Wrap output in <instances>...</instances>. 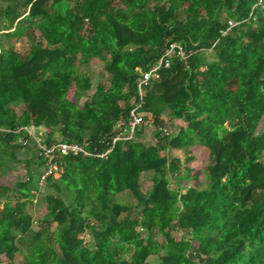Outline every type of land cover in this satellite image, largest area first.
I'll list each match as a JSON object with an SVG mask.
<instances>
[{"label": "trees", "instance_id": "trees-1", "mask_svg": "<svg viewBox=\"0 0 264 264\" xmlns=\"http://www.w3.org/2000/svg\"><path fill=\"white\" fill-rule=\"evenodd\" d=\"M174 42L188 65L171 56L141 97L138 72ZM141 100L154 142L142 127L114 142ZM263 118L264 0H0V177L17 164L27 174L0 184V264H18L30 234L22 264H264ZM60 142L91 155L60 158L35 231L40 145ZM194 146L208 152L198 168Z\"/></svg>", "mask_w": 264, "mask_h": 264}, {"label": "rangeland", "instance_id": "rangeland-1", "mask_svg": "<svg viewBox=\"0 0 264 264\" xmlns=\"http://www.w3.org/2000/svg\"><path fill=\"white\" fill-rule=\"evenodd\" d=\"M184 16L183 14L180 15V19H182ZM228 18V15L225 13V11H222L219 15V19L221 21H225ZM15 43V47L16 50L19 51L21 54L25 55L29 49V43L27 42L26 38H23L19 41H14ZM102 63L100 61H94L89 67L88 69L91 71V73L93 74V76L96 78L98 76H101V74L103 75V79L105 77H107L108 75L103 71L102 68ZM141 73V72H140ZM102 77L100 78V80H102ZM18 110V109H17ZM160 119L162 120L161 122L164 123L165 128H167V130H174V123L173 121L168 120V117L166 115H162L160 117ZM260 127H258L257 132L264 130V118L263 121L259 124ZM142 130L144 131L143 133V137L141 136L140 139H142V141L149 145L151 143L154 142V134L156 132L155 130V125L154 123L150 126L145 125L144 127H142ZM136 135V134H135ZM134 139V138H133ZM193 156L196 157V163L192 162L190 163L191 167H196L198 168L200 165H198L197 163H204L205 160L208 158V152L206 150H202L200 148H197L196 146H194L193 148ZM175 155L181 157L183 165H187L189 161H187L185 159V155L183 151H175ZM59 177H56L55 179H57ZM27 179V174H26V169L24 168V166L22 164H17L14 165V167L5 173V175L3 177H0V184H4V185H8V186H13L14 183H16L17 181H22V180H26ZM34 182V181H32ZM37 183V182H36ZM35 183V184H36ZM34 184V183H33ZM47 183H45L44 185H39V183H37L38 187H39V191L37 196L33 199L32 204H28L27 207V212L32 215V217L34 218L35 222H34V226H33V230H38L39 229V224H40V219L42 217H44L45 213H46V195L48 193H51L52 190H50L47 186ZM151 186V180L148 176H146V178L143 181V191H146L149 187ZM65 196V194H64ZM63 196V197H64ZM121 201H125L128 204H134L136 203V199L135 197L130 193V192H123L121 194H119L117 196ZM65 198H67V195L65 196ZM67 200V199H66ZM10 202L12 204H14V200H10ZM2 204H4V202L2 201L0 203V210L3 209ZM177 232H173V235H176ZM31 234L28 235L26 238H20L21 240L19 241V246L21 248L19 254L16 255L15 257V262L18 264H22L24 263V256L28 253V249L30 248L31 244ZM87 239L90 241V237L87 236ZM161 240H163L164 238H162V236L160 237ZM156 256H152L151 259L154 260Z\"/></svg>", "mask_w": 264, "mask_h": 264}, {"label": "built area", "instance_id": "built-area-1", "mask_svg": "<svg viewBox=\"0 0 264 264\" xmlns=\"http://www.w3.org/2000/svg\"><path fill=\"white\" fill-rule=\"evenodd\" d=\"M228 28L226 31L223 32V35H226L227 32L236 25L233 20H228ZM178 55L179 58L188 65V53L184 49V47L174 42L170 45V47L165 52L163 57H160V60L157 64L153 65L150 69L146 71H140V80L138 83L139 94L141 97L144 95V86L148 85L152 81H157L160 78L159 70L163 66L165 68L170 67V57L173 55ZM142 100L136 106L134 110L130 113V121L128 123L127 128H125V123L120 121L117 124L116 131L118 132L117 136L114 138V142L121 139H133L135 138V134L141 127L145 125H152L153 124V116L150 113H143L139 111V108L142 106ZM31 132V131H30ZM29 132V133H30ZM42 149V154L48 159L47 167L45 168L43 174L40 176L39 185H44L47 183L49 177H60L63 173L62 162L60 158L62 156L68 155H84L88 156L91 155L81 144L78 142H60L58 144H52L51 147L40 145ZM111 150V149H110ZM109 150V151H110ZM103 156V155H101Z\"/></svg>", "mask_w": 264, "mask_h": 264}, {"label": "water", "instance_id": "water-1", "mask_svg": "<svg viewBox=\"0 0 264 264\" xmlns=\"http://www.w3.org/2000/svg\"><path fill=\"white\" fill-rule=\"evenodd\" d=\"M138 74L140 75V72H138Z\"/></svg>", "mask_w": 264, "mask_h": 264}]
</instances>
